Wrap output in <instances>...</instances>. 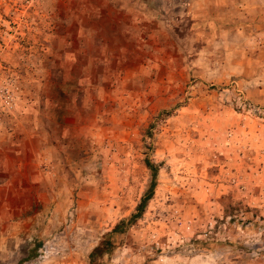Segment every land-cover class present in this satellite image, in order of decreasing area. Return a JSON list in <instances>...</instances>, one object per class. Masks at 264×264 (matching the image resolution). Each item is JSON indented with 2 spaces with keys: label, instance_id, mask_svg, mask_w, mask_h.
Wrapping results in <instances>:
<instances>
[{
  "label": "rangeland",
  "instance_id": "374dc122",
  "mask_svg": "<svg viewBox=\"0 0 264 264\" xmlns=\"http://www.w3.org/2000/svg\"><path fill=\"white\" fill-rule=\"evenodd\" d=\"M104 239L95 264H264V0H0V264Z\"/></svg>",
  "mask_w": 264,
  "mask_h": 264
},
{
  "label": "trees",
  "instance_id": "16d2710c",
  "mask_svg": "<svg viewBox=\"0 0 264 264\" xmlns=\"http://www.w3.org/2000/svg\"><path fill=\"white\" fill-rule=\"evenodd\" d=\"M146 165L147 167L151 170V182L150 185L148 187V189L146 190V192L144 193V195L142 196L140 202L138 203L137 207H136V212L132 215V217L129 219V221L133 220L134 218L139 217L146 205L147 202L149 201V199L152 197L153 195V190L156 184V176H157V168L153 163H150L147 159H146ZM124 221H121L119 224H117L113 231H118V228L123 225ZM110 246V241L107 239H104L102 242H100L99 245L95 246L93 248V250L89 253V259H90V264H95V257L96 256H100L103 253H106L107 250L109 249ZM21 262V261H20Z\"/></svg>",
  "mask_w": 264,
  "mask_h": 264
}]
</instances>
